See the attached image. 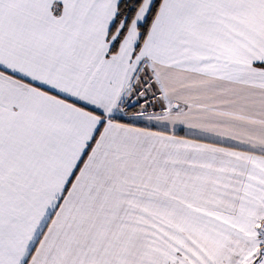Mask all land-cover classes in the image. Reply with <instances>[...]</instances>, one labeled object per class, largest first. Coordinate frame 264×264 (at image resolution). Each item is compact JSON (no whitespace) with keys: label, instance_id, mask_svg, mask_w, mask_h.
Instances as JSON below:
<instances>
[{"label":"snow or ice","instance_id":"snow-or-ice-1","mask_svg":"<svg viewBox=\"0 0 264 264\" xmlns=\"http://www.w3.org/2000/svg\"><path fill=\"white\" fill-rule=\"evenodd\" d=\"M0 264H264V0H0Z\"/></svg>","mask_w":264,"mask_h":264}]
</instances>
